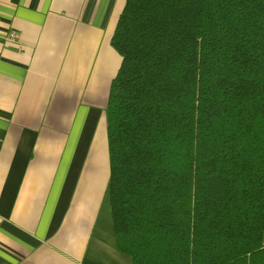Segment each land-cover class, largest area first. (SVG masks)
Instances as JSON below:
<instances>
[{
	"label": "trees",
	"instance_id": "16d2710c",
	"mask_svg": "<svg viewBox=\"0 0 264 264\" xmlns=\"http://www.w3.org/2000/svg\"><path fill=\"white\" fill-rule=\"evenodd\" d=\"M105 107L130 264H264V0H125Z\"/></svg>",
	"mask_w": 264,
	"mask_h": 264
},
{
	"label": "crops",
	"instance_id": "0c3cea01",
	"mask_svg": "<svg viewBox=\"0 0 264 264\" xmlns=\"http://www.w3.org/2000/svg\"><path fill=\"white\" fill-rule=\"evenodd\" d=\"M124 2L0 0V264H130L105 121Z\"/></svg>",
	"mask_w": 264,
	"mask_h": 264
},
{
	"label": "built area",
	"instance_id": "2783aa9c",
	"mask_svg": "<svg viewBox=\"0 0 264 264\" xmlns=\"http://www.w3.org/2000/svg\"><path fill=\"white\" fill-rule=\"evenodd\" d=\"M17 38V34L15 31H10L9 34L6 37V40L9 42H15Z\"/></svg>",
	"mask_w": 264,
	"mask_h": 264
}]
</instances>
